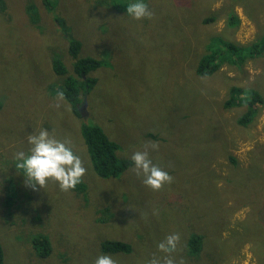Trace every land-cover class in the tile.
Returning a JSON list of instances; mask_svg holds the SVG:
<instances>
[{
  "label": "rangeland",
  "instance_id": "1",
  "mask_svg": "<svg viewBox=\"0 0 264 264\" xmlns=\"http://www.w3.org/2000/svg\"><path fill=\"white\" fill-rule=\"evenodd\" d=\"M128 2L2 0L0 4L3 264H94L99 254L111 256L117 264H147L164 256L156 245L171 233L180 237L172 256L183 264H264V181L255 192H245L246 197L238 194L242 181L235 184L238 193L227 190V179L235 180L237 171L248 167L257 174L264 171V102L256 104L258 111L247 126L238 122L245 105H224L232 86L254 89L264 98V46L256 57L240 65L224 64L210 76H199L194 69L209 36L220 35L239 45L263 37L264 0H247V5L241 0H145L153 16L142 23L126 14ZM231 13L239 19L234 31L226 29ZM57 18L73 37L82 39L83 56L113 62L118 53L112 46L119 41L118 62L134 63L127 70L122 66L121 75H115L111 65L109 70L89 73L96 84L89 95L80 94L84 107L80 118L57 99L61 76L50 67V52L55 50L73 72V58ZM80 19L89 31L77 32ZM158 23L175 33L160 30L153 36ZM83 122L101 126L117 142L118 158L130 159L134 151L147 148L173 182L152 191L132 165L114 179L98 177L88 163L80 133ZM40 128L70 141L86 169L85 191H62L54 181L35 191L24 185L12 156L17 150L26 151L27 136ZM187 175L190 181H184ZM248 183L250 190L255 189L252 181ZM222 196L226 214L219 219L216 203L220 205ZM194 233L204 240L193 253L188 240ZM39 234L50 240L46 257L33 246ZM104 240L126 241L131 251L106 252L100 246Z\"/></svg>",
  "mask_w": 264,
  "mask_h": 264
},
{
  "label": "trees",
  "instance_id": "2",
  "mask_svg": "<svg viewBox=\"0 0 264 264\" xmlns=\"http://www.w3.org/2000/svg\"><path fill=\"white\" fill-rule=\"evenodd\" d=\"M118 1L119 0H111L113 5H116ZM241 1L244 5H247V0ZM0 4H2V0H0ZM146 20L147 19L135 21L142 23ZM155 20L159 22L158 19ZM211 20L213 19H205L206 22H209ZM35 21L32 22L31 20L33 24L35 23ZM58 21L61 28H63V35L67 40V52L73 58V72L68 71L62 59L58 54H56V52H54L55 50L50 52L49 64L51 69L57 75L61 76V79L59 80V82L61 81V83L56 89L60 94L59 98L57 99H61L62 101H64L69 112L75 118H80V116L82 115L80 94L89 95L93 90L92 88L96 84V78L91 77L89 73L94 70H99L100 68H106L107 70H109V66L111 65L112 69L110 70L114 71L115 75H121L123 71L122 66H125V69L127 70L130 66L133 67L134 63L130 65L128 62H118V59L120 57V50L122 47V44L119 41L115 42L112 46V48L118 53H115L113 62L108 59H96L89 55L83 56L81 54L83 44L82 39L73 37L70 33L71 30L64 25V22L61 19H58ZM238 22L239 19L237 15L231 13V19L226 20V29L228 31H234L238 25ZM1 24L2 22H0V25ZM80 25L81 27H77V32L81 28L84 32L89 31V29L85 27L83 19H80ZM87 26L89 27L88 22ZM156 27L157 30L153 29V36H156L157 32H159L160 30L165 31L166 34L175 33L174 31L171 32V30L163 23H158ZM138 28H140L141 30H145L144 28H142V26H137L136 29ZM92 32L93 38L95 40V32ZM263 46L264 35L251 45H239L229 38L223 39V37L220 35L209 36L207 42L205 43L204 51L197 56V60L195 63V73L200 76H210L217 72L224 64L240 65L241 63L245 62L246 59L256 57L262 50ZM38 73L39 72L36 70L32 75L34 77H37ZM106 75L108 74L106 73ZM35 86L40 89L42 87L40 83H35ZM239 93L240 96H238ZM261 101L264 102V98L256 90L243 89L240 87L232 86L229 90V97L224 102V105L226 108L245 105L246 109L238 117V122L241 125L247 126L254 119L256 112L258 111V107L256 104L260 103ZM84 102L85 101H83V103ZM80 133L86 145V154L90 169L98 177H118L128 166L132 165L130 159L117 157V142L111 139L101 126L83 122L80 125ZM231 159L232 161H234L233 157H231ZM262 160L264 161V158ZM194 170L197 169L194 168ZM184 179V181H190V177L188 175L185 176ZM198 179L199 177L196 176L195 180L197 181ZM207 179L208 181H211L209 175ZM82 181L73 189L82 192L85 191L86 185ZM227 181V190L234 189L236 193H238V191L235 184L237 181H242V188L238 194L246 197L245 192L249 191L250 193H253L260 188V186L262 185L260 181H264V171L257 174L254 172L252 167L243 168L237 171L235 180L227 179ZM249 181L253 182L255 189H249ZM256 186H258V188ZM224 199L225 196H222V198L220 199V205L219 203H216L219 219L226 214V208L223 206ZM186 205H188L187 210H189L190 208L187 202ZM201 240H204V236L198 233H194L189 237L188 241L191 252L194 253L200 248ZM33 246L38 255L42 257L48 256L51 251L50 240L48 236L44 234H39L33 238ZM100 246L106 252L129 253L131 251L130 244L122 240H104L101 242ZM0 264H3V250L1 245Z\"/></svg>",
  "mask_w": 264,
  "mask_h": 264
},
{
  "label": "clouds",
  "instance_id": "3",
  "mask_svg": "<svg viewBox=\"0 0 264 264\" xmlns=\"http://www.w3.org/2000/svg\"><path fill=\"white\" fill-rule=\"evenodd\" d=\"M126 14L133 20L151 19L153 16L145 0H129ZM27 144L29 147L26 151L17 150L12 156L13 166L22 174L26 187L35 191L37 187L42 189L49 181H54L60 190L68 191L81 183L86 169L80 157L70 147L69 140L58 139L47 129L40 128L38 132L27 136ZM150 147L153 151L157 149L155 143ZM130 160L132 170L150 190L158 191L173 182V177L153 162L147 148L134 151ZM179 240L177 233L165 236L156 245L164 256L152 258L147 264H183L182 260L174 259L172 256L177 250ZM94 264H117V262L107 254H99Z\"/></svg>",
  "mask_w": 264,
  "mask_h": 264
},
{
  "label": "water",
  "instance_id": "4",
  "mask_svg": "<svg viewBox=\"0 0 264 264\" xmlns=\"http://www.w3.org/2000/svg\"><path fill=\"white\" fill-rule=\"evenodd\" d=\"M82 113H84V107L81 108Z\"/></svg>",
  "mask_w": 264,
  "mask_h": 264
}]
</instances>
